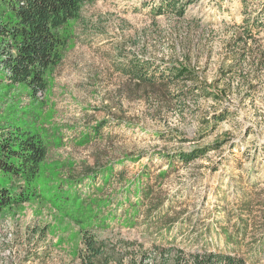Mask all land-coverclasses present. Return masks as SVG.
Returning a JSON list of instances; mask_svg holds the SVG:
<instances>
[{
    "label": "rangeland",
    "instance_id": "rangeland-1",
    "mask_svg": "<svg viewBox=\"0 0 264 264\" xmlns=\"http://www.w3.org/2000/svg\"><path fill=\"white\" fill-rule=\"evenodd\" d=\"M160 2L84 3L42 97L0 70V131L22 124L47 146L30 182L0 173L27 192L0 212V264H82L88 238L125 264H173L164 247L264 264V27L237 40L244 18L264 23V0H193L182 17L155 14ZM130 59L148 74L186 61L220 98L140 81Z\"/></svg>",
    "mask_w": 264,
    "mask_h": 264
},
{
    "label": "trees",
    "instance_id": "trees-1",
    "mask_svg": "<svg viewBox=\"0 0 264 264\" xmlns=\"http://www.w3.org/2000/svg\"><path fill=\"white\" fill-rule=\"evenodd\" d=\"M91 1L93 0H0V70L5 74L8 83L23 86L33 96H36L38 91L44 92L47 86V72L62 58L66 44L63 28L69 20L79 16L84 3ZM191 1L193 0H161L159 5L154 7V13H174L182 17ZM262 9L264 11V6ZM259 20L256 16L257 23L253 26L247 24L248 20L244 18L243 23L238 25L243 32L237 40L245 42L242 34L251 37L253 28L259 30L264 27V23ZM260 53L264 55V49ZM152 65L147 59L143 61L130 59L127 67L131 75L140 81L191 80L200 95L213 99L220 98L221 94L217 93L218 91H211L203 85L196 84L197 75L186 61L178 60L173 64H163L165 68L157 67V72L148 74V68ZM157 74L162 75L157 77ZM221 118L223 116L218 120ZM205 152L206 150L182 153L179 158L187 163ZM46 154V143L29 127L16 123L12 128L0 131V173L19 177L28 183L36 177ZM25 200L27 192L14 191L10 186L0 185V212L11 204ZM224 234L226 238L230 237L229 231H224ZM85 243L89 251L84 255L82 264H125L122 257L104 254V249L97 247L92 238H88ZM157 244L153 242L154 251L159 249ZM171 253L174 256L173 264H251L235 250L222 252L202 249L190 253L187 257L180 248L164 247L159 250V256H168ZM126 264L133 262L127 261Z\"/></svg>",
    "mask_w": 264,
    "mask_h": 264
},
{
    "label": "built area",
    "instance_id": "built-area-1",
    "mask_svg": "<svg viewBox=\"0 0 264 264\" xmlns=\"http://www.w3.org/2000/svg\"><path fill=\"white\" fill-rule=\"evenodd\" d=\"M37 97H42V92L41 91H38L37 94H36Z\"/></svg>",
    "mask_w": 264,
    "mask_h": 264
}]
</instances>
